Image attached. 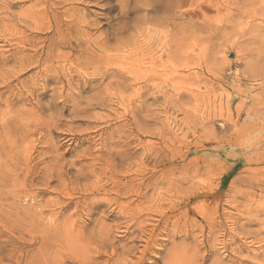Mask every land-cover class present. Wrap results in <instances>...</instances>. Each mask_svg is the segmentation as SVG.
Returning a JSON list of instances; mask_svg holds the SVG:
<instances>
[{
  "label": "clouds",
  "instance_id": "1",
  "mask_svg": "<svg viewBox=\"0 0 264 264\" xmlns=\"http://www.w3.org/2000/svg\"><path fill=\"white\" fill-rule=\"evenodd\" d=\"M15 2L0 0V40L26 41L30 32L54 30L46 56L34 51L12 68L0 67V90L7 92L0 91V150L10 122L38 145L31 172L17 173L11 183L0 179V228L31 245L15 264H140L143 245L136 241L147 239L158 250L149 264H204L203 222L218 207L208 199L213 153L221 150L256 165L224 200L235 209L225 214V231L264 252V35L256 43L222 20L223 9L234 7L230 0H117L121 10L104 19L107 27L100 13L90 12L105 6L101 0H21L26 8L12 13ZM116 51L125 55H106ZM74 78L97 83L85 93ZM37 89L50 91V98L41 100ZM134 90L145 109L139 116L126 108V94ZM242 118L258 121L255 137H247ZM109 123L149 137L138 158L95 136L65 159L62 137L53 135H83ZM208 140L214 149L204 148ZM153 173L145 185L141 177ZM98 201L123 219L93 218L89 206ZM161 210L170 214L150 237L147 213L159 218ZM237 216L258 227L235 232ZM134 224L139 234L121 243ZM241 258L264 264V256Z\"/></svg>",
  "mask_w": 264,
  "mask_h": 264
},
{
  "label": "rangeland",
  "instance_id": "2",
  "mask_svg": "<svg viewBox=\"0 0 264 264\" xmlns=\"http://www.w3.org/2000/svg\"><path fill=\"white\" fill-rule=\"evenodd\" d=\"M104 7L93 6L90 9L91 13H100V22L103 27H107L104 23V19L107 16H116L121 10V4L117 3V0H101ZM230 4L234 7H227L223 9V19H228L234 28H242V35L249 38H256L255 42L259 43L258 37L264 35V9L260 6V0H230ZM26 3H22L21 0L9 5V10L12 13H20L22 8H26ZM211 11V10H208ZM135 12H129V16L134 17ZM5 25L0 24V28ZM53 31H39L30 32L27 35V40H15L14 43H6L4 40H0V45L3 46L0 49V67L12 68L14 67L22 57L32 56L34 51L47 55L48 48L53 43ZM109 56H122L125 55L122 51H116L112 53H106ZM43 59V57H41ZM231 58V57H230ZM24 75H28L25 73ZM23 77H21L22 79ZM75 79V85L80 88L82 92H89L93 85L97 83L95 78L87 79ZM49 86L53 83L52 80L47 82ZM15 84V81H13ZM11 85H7L10 88ZM4 91L7 94L6 90ZM37 93L41 100H47L50 98V91L45 90L40 92L37 89ZM140 93L136 90L128 92L126 94V108L138 116L145 111L143 105L139 104L137 97ZM181 99H184L181 96ZM61 107V105H57ZM67 109H65V115H67ZM248 112L243 114V117H247ZM253 116L256 113L252 114ZM80 127H87V121L76 122ZM239 124L243 127L246 125L247 137H255L260 132V126L256 120L241 119ZM213 128L219 132L220 124H213ZM54 137H62V145L60 151L64 152L65 159H70L80 149L87 147L91 139L95 136H102L105 141L113 147L122 148L127 157L130 160L138 158L143 148L140 146L141 142L146 141L149 137L142 136L133 129L131 132H125L117 124L109 123L106 127L100 128L96 132H87L83 135L71 136L65 133H54ZM214 142L208 140L204 143L205 149H214ZM38 145L32 142V137L29 136L22 128H16L11 122L7 129V135L5 137V147L0 150V161H3L2 167H0V179L5 182L11 183L17 173L21 176L28 174L32 171V166L35 165L34 157L37 156ZM194 154V150L189 151V158ZM216 163L213 164L215 169V183L213 191L209 194L208 199L213 204L218 205L217 215L215 218L209 216V219L203 223L206 226L203 228V249L205 252L204 264H251L250 260H243L242 256H253L259 259L264 256V252L261 248H257L255 245H249L244 242L240 235H233L230 232L225 231L224 218L226 213L235 211L231 209L228 204L224 203V200L229 197L230 194L240 189L241 183L244 179L242 173H251L256 167L254 164L246 162L239 156L228 155L224 150L213 153ZM38 167V165H36ZM151 167V165H149ZM146 175L141 177L144 184H149L152 180V176ZM122 181L129 180L130 177L124 176ZM210 186L211 182H210ZM143 188V185H141ZM215 198V199H214ZM139 199V198H138ZM239 200V197H236ZM91 209L92 217L95 218L104 215L106 222L115 223L123 219L119 212L115 209H110L109 204L105 201H98L95 204L89 206ZM259 212L260 209H256ZM208 209H201V215L207 214ZM169 211L161 210L160 217L157 218L151 212L147 213V216L151 218V223L147 225L152 231L149 232V236H155L159 231L165 219L169 215ZM199 219V217H198ZM258 224L255 220L250 219L248 216H237L234 220V231L240 233L244 230L257 228ZM140 229L137 225H132L129 230L120 238V242L127 244L132 236L138 235ZM224 233L221 235V233ZM19 233L15 230L7 231L0 228V261L3 264H8L9 260H12V264H15V260L19 257L21 251H26L31 247L30 244L18 239ZM138 245H143L140 252L137 253L141 257L140 264H149V261L156 259L154 255L158 250L152 247L153 241L151 239L138 240ZM264 247V246H261ZM135 259V257H132Z\"/></svg>",
  "mask_w": 264,
  "mask_h": 264
}]
</instances>
